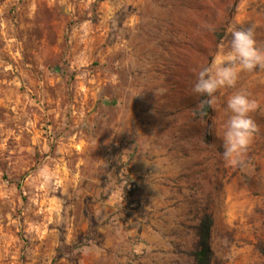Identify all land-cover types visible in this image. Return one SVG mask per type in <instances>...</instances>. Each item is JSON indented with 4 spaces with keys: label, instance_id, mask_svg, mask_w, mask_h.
<instances>
[{
    "label": "rangeland",
    "instance_id": "rangeland-1",
    "mask_svg": "<svg viewBox=\"0 0 264 264\" xmlns=\"http://www.w3.org/2000/svg\"><path fill=\"white\" fill-rule=\"evenodd\" d=\"M230 27L264 49V0H0V264H195L205 214L210 264H264V69L208 117L192 92Z\"/></svg>",
    "mask_w": 264,
    "mask_h": 264
},
{
    "label": "clouds",
    "instance_id": "clouds-1",
    "mask_svg": "<svg viewBox=\"0 0 264 264\" xmlns=\"http://www.w3.org/2000/svg\"><path fill=\"white\" fill-rule=\"evenodd\" d=\"M231 40L227 45L219 43L212 53L210 61L196 71V80L192 92L207 96L209 106L219 102L217 93L223 95L228 89H236L241 73H254L264 69V49L257 46L251 29L230 27ZM163 94L167 89L161 87ZM228 113L220 139L222 140V158L226 166L243 169L245 158L257 125L250 113L257 107L244 89L232 91L224 101Z\"/></svg>",
    "mask_w": 264,
    "mask_h": 264
},
{
    "label": "trees",
    "instance_id": "trees-1",
    "mask_svg": "<svg viewBox=\"0 0 264 264\" xmlns=\"http://www.w3.org/2000/svg\"><path fill=\"white\" fill-rule=\"evenodd\" d=\"M201 112L203 116L208 117L210 114V107L207 101L203 103L201 108ZM130 189L126 192V196L130 198ZM131 199V198H130ZM131 202V200H129ZM211 225V220L209 215L205 214L201 220L198 227V245L196 250L193 253L194 262L195 264H210L209 257H210V249L208 247V235L209 229Z\"/></svg>",
    "mask_w": 264,
    "mask_h": 264
}]
</instances>
